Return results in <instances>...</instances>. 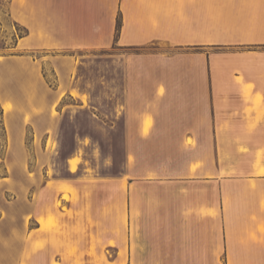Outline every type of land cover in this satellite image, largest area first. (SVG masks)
Here are the masks:
<instances>
[{
	"label": "crops",
	"instance_id": "1",
	"mask_svg": "<svg viewBox=\"0 0 264 264\" xmlns=\"http://www.w3.org/2000/svg\"><path fill=\"white\" fill-rule=\"evenodd\" d=\"M27 2L37 11L22 23L28 32L15 47L22 42L24 51L94 50L104 48L112 39L110 1L107 18H100L92 6L86 5L83 13L77 0H59L54 16L58 28L53 34L42 25L47 14L42 1ZM9 7L12 12L18 9V0H11ZM118 10L122 21L115 42L121 47L157 40L194 45L196 49L208 44L250 45L254 49L247 52L253 55L233 65L192 66L187 79L159 80L148 109L144 107L135 115L127 107L120 111L129 137H182L181 146L189 156L181 171L165 174L153 165L143 175H135L131 173L136 163L134 149L127 151L126 173L117 177L101 175L92 164L88 172L84 159L78 162L76 171H71L75 176L69 179L49 175L46 166L42 188L50 193L48 199L44 200L41 193L24 192L20 199L6 200L7 208L0 209V264H130L132 240L133 262L141 264L137 253L142 246L138 234L142 207L137 201L131 207L128 194L136 178L198 181L202 187L205 183H220L223 190L224 182L243 180L249 189L258 190L257 196L247 197L244 209L239 210L234 207L236 195L226 191L215 199L190 198L192 194L186 192L194 189L187 187L178 193L183 199L180 215L184 221L195 217L212 222L205 228L210 262L216 263L221 254L226 264H257L250 258L256 250L264 249V192L259 188L264 182V0H119ZM76 40L80 44L74 43ZM34 79L41 87L36 97L39 100L43 82L46 84L40 71L35 77L26 75L22 93L32 88ZM9 82H0V89L6 88L0 97L3 113L20 108L23 102L22 94L15 93ZM59 87L58 84L54 90L58 91L55 100H46L45 109L62 96L75 99L91 112L97 109L90 95L84 104L80 95L86 93L82 86L71 82L64 90ZM114 110L116 118L119 110ZM147 120L150 124L145 130ZM200 137L210 138L204 142ZM70 157L74 156L66 159L68 170ZM2 167L0 180L8 178L9 164ZM20 167L28 178L31 171L27 162ZM15 204L22 207L16 209ZM131 213L135 221L132 237Z\"/></svg>",
	"mask_w": 264,
	"mask_h": 264
},
{
	"label": "rangeland",
	"instance_id": "2",
	"mask_svg": "<svg viewBox=\"0 0 264 264\" xmlns=\"http://www.w3.org/2000/svg\"><path fill=\"white\" fill-rule=\"evenodd\" d=\"M10 1L0 0V82L9 79V83L13 85L12 90L22 94L23 102L20 108L10 113H3L0 106V177L3 174L2 164H9L8 178L0 180L4 182L0 183V209L7 208L6 200L20 199L24 192L41 193L44 200L48 199L50 193L42 188L46 166L47 173L51 176L73 178L75 175L66 167V159L72 155L77 162L86 160L88 172H91L92 164L101 175L106 176L117 177L126 173L128 149L135 150L136 163L131 170L135 175H143L144 170L153 165L165 174L181 171L189 156L188 150L181 146L182 137H129L120 111L127 107L135 115L144 107L148 109L154 86L159 80L187 79L192 66L233 65L240 63L241 59L246 60L247 55H253L247 52L254 49L250 45L222 47L208 44L196 49L194 45H172L157 40L141 46L121 47L115 42L119 34L116 24L119 22L121 25L122 21L121 11L118 10L119 0H77L83 13L87 9L86 5L92 6L100 18H107L110 1L114 31L111 35L112 42L104 48L24 51L22 42L15 47L19 39L28 32L22 23L29 15L33 18L37 9L27 0H18V9L12 12ZM41 1L47 12L42 25L53 34L58 28L54 16L59 0ZM79 19L84 21V17L80 16ZM80 42L76 40L74 43ZM39 71L46 84L43 82L40 90L43 93L36 100L37 91L41 88L36 79L30 90H23L25 93H22L21 86L26 75L35 77L36 74L39 75ZM71 82L82 86L86 96H91L92 104L97 108L93 109V113L68 96H62L57 103H52L54 105L45 109L46 100H55L58 94V91H54L56 86L59 84V89L64 90ZM5 90L6 88L0 89V97ZM9 107L11 108L10 104ZM115 107L119 110L116 118L113 117ZM200 138L205 142L210 137ZM188 141L191 142L192 139L189 138ZM24 162H27L31 171L28 178H25L20 167ZM12 163L15 167L10 166ZM200 185L202 184L198 181L182 183L169 178H136L130 184L128 194L131 207L136 201L142 207V214L138 219V234L142 246L138 247L137 253L141 264H226L221 254L216 257V263L210 262L211 253L206 242L209 237L205 228L210 227L212 222L195 217L184 221L180 215L183 199L178 193L187 187L194 189L190 192L185 190L192 194L190 198L210 196L215 199L220 192L226 191L236 195L234 207L239 210L244 209L247 197L257 196L258 190L249 189L243 180L224 182V190L220 183H205V187ZM198 186L200 190H195ZM259 188L264 192V182ZM20 205L15 204L13 207L21 208ZM57 205H60V201ZM134 224L131 213V237L134 236ZM131 242L130 264H134L135 245L133 240ZM253 256L251 261L264 264V249L259 252L256 250Z\"/></svg>",
	"mask_w": 264,
	"mask_h": 264
},
{
	"label": "bare ground",
	"instance_id": "3",
	"mask_svg": "<svg viewBox=\"0 0 264 264\" xmlns=\"http://www.w3.org/2000/svg\"><path fill=\"white\" fill-rule=\"evenodd\" d=\"M80 96L83 98L84 102L87 101V96H86L85 94H81ZM149 124H150V123H149V121L147 120V121H146V125H145V130L148 129ZM68 164H69V169H70V171H72V172L76 171L78 162L76 161V159H75L74 157H70V158L68 159ZM260 171H263V169L261 168ZM58 187H59V186H58ZM61 189H62V188H61ZM67 190H68V189H67Z\"/></svg>",
	"mask_w": 264,
	"mask_h": 264
},
{
	"label": "trees",
	"instance_id": "4",
	"mask_svg": "<svg viewBox=\"0 0 264 264\" xmlns=\"http://www.w3.org/2000/svg\"><path fill=\"white\" fill-rule=\"evenodd\" d=\"M119 25H120V23L118 22V23L116 24V30H117V31H119ZM0 114H1V109H0Z\"/></svg>",
	"mask_w": 264,
	"mask_h": 264
}]
</instances>
